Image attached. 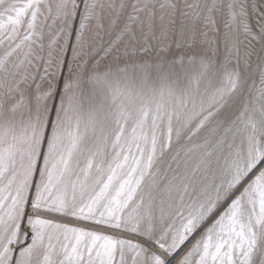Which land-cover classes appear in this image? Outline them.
<instances>
[{
	"label": "snow or ice",
	"instance_id": "snow-or-ice-1",
	"mask_svg": "<svg viewBox=\"0 0 264 264\" xmlns=\"http://www.w3.org/2000/svg\"><path fill=\"white\" fill-rule=\"evenodd\" d=\"M0 264H264V0H0Z\"/></svg>",
	"mask_w": 264,
	"mask_h": 264
}]
</instances>
